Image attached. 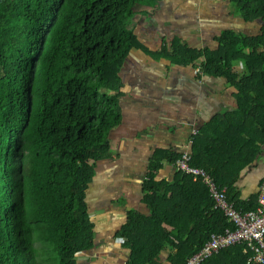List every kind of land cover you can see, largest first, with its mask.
Returning a JSON list of instances; mask_svg holds the SVG:
<instances>
[{"label": "trees", "instance_id": "trees-1", "mask_svg": "<svg viewBox=\"0 0 264 264\" xmlns=\"http://www.w3.org/2000/svg\"><path fill=\"white\" fill-rule=\"evenodd\" d=\"M159 1L0 0V264H76L92 247L85 191L122 119L120 70L139 47L136 7ZM230 5L259 30H224L205 50L175 39L161 53L234 89L236 108L192 136L189 165L245 212L256 209L257 194L241 200L233 192L264 144V0ZM180 154L157 149L150 159L142 184L149 213L130 211L117 232L129 249L126 264H165L164 250L168 264H186L212 233L234 228L213 208L202 177L177 171L171 182L156 180L163 162L173 165ZM247 255L236 244L201 264H247Z\"/></svg>", "mask_w": 264, "mask_h": 264}, {"label": "crops", "instance_id": "crops-1", "mask_svg": "<svg viewBox=\"0 0 264 264\" xmlns=\"http://www.w3.org/2000/svg\"><path fill=\"white\" fill-rule=\"evenodd\" d=\"M259 27V21L245 22L235 14L230 0H160L155 7H136L132 28L139 47L130 50L120 70L122 119L110 131L108 156L96 161L85 191L93 244L76 254V264L127 261L129 249L117 232L130 211L149 213L142 184L154 152L189 149L194 131L236 108L234 89L224 78L198 77L195 65L166 58L163 48L169 49L176 39L189 48L214 49L215 38L224 30L253 34ZM176 172L171 163L163 162L155 178L171 182ZM262 184L264 144L253 163L241 171L233 195L247 200ZM172 207L167 209L174 213ZM170 221L177 224V219ZM170 255L164 250L160 259L168 264Z\"/></svg>", "mask_w": 264, "mask_h": 264}, {"label": "built area", "instance_id": "built-area-1", "mask_svg": "<svg viewBox=\"0 0 264 264\" xmlns=\"http://www.w3.org/2000/svg\"><path fill=\"white\" fill-rule=\"evenodd\" d=\"M195 133L194 131L193 135ZM189 161L190 152L189 149H185L173 166L176 171L192 174L194 178H203L214 200L213 208L222 211L234 228H226L222 233H212L204 246L187 259L186 264H201L213 254L236 244L244 245V250L248 253L247 264H264V184L259 187L257 193L256 209L242 212L236 210L233 202L227 200L224 187L219 190L209 176L200 169L191 167ZM126 263L127 261L123 262Z\"/></svg>", "mask_w": 264, "mask_h": 264}, {"label": "bare ground", "instance_id": "bare-ground-1", "mask_svg": "<svg viewBox=\"0 0 264 264\" xmlns=\"http://www.w3.org/2000/svg\"><path fill=\"white\" fill-rule=\"evenodd\" d=\"M246 108V107H245Z\"/></svg>", "mask_w": 264, "mask_h": 264}, {"label": "rangeland", "instance_id": "rangeland-1", "mask_svg": "<svg viewBox=\"0 0 264 264\" xmlns=\"http://www.w3.org/2000/svg\"><path fill=\"white\" fill-rule=\"evenodd\" d=\"M167 58V57H166Z\"/></svg>", "mask_w": 264, "mask_h": 264}]
</instances>
